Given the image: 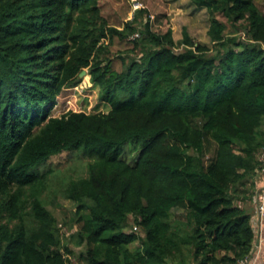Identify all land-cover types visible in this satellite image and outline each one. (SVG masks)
I'll list each match as a JSON object with an SVG mask.
<instances>
[{
  "label": "trees",
  "instance_id": "trees-1",
  "mask_svg": "<svg viewBox=\"0 0 264 264\" xmlns=\"http://www.w3.org/2000/svg\"><path fill=\"white\" fill-rule=\"evenodd\" d=\"M99 2L0 0V264H72L71 243L85 264H236L256 238L237 201L263 176L264 13L256 0H192L211 45L148 19L118 72L103 55L139 31L138 15L109 27ZM85 70L108 110L55 117ZM63 153L89 160L64 190L69 243L44 199Z\"/></svg>",
  "mask_w": 264,
  "mask_h": 264
},
{
  "label": "rangeland",
  "instance_id": "rangeland-1",
  "mask_svg": "<svg viewBox=\"0 0 264 264\" xmlns=\"http://www.w3.org/2000/svg\"><path fill=\"white\" fill-rule=\"evenodd\" d=\"M260 10L264 13V0H256ZM101 15L104 17L109 27L124 29L128 21H132L135 15H138V29L137 32L143 29V25L150 20L153 30L156 33L164 34L168 30L172 31L176 42L180 43L184 39V31L187 30L190 37L196 43L211 45L208 31L210 28V16L207 10L198 9L192 0H100L99 2ZM138 5L139 8L135 9ZM140 10L145 12L139 14ZM223 22L226 19L219 16ZM233 28L228 27V33H232ZM242 35L243 32H239ZM133 35V34H132ZM132 35L127 40H122L116 37L109 43V52L103 56L109 57L112 60L113 68L116 71H122L127 62L137 56L135 51V42L131 39ZM141 41V40H138ZM183 47H179V51ZM82 83L73 89L65 90L58 98V104L53 112L55 117H60L69 111L74 112H94L98 107L101 111H107L108 108L99 99V88L93 86L90 76L87 75L82 78ZM132 144L125 146V155L129 162H133L132 157L136 153H131ZM214 153L213 152L211 155ZM88 158L75 155L74 153H63L55 156L49 162V167L54 170L52 179L50 180V189L45 194L44 199L47 208L56 216L59 222L60 233L66 243L70 241V235L77 230L76 218L74 215L75 205L64 196L66 183L72 178L85 176L87 172ZM41 167L40 170H44ZM253 188L250 189L246 197H251ZM242 200V199H241ZM241 201L238 200L239 204ZM175 218L184 219V211L175 210ZM137 224L131 218L129 232H135L134 227ZM138 235L145 236V233L140 229ZM70 236V237H69ZM136 245L132 246L134 249ZM70 248L74 251L72 259L76 260L75 264H85L82 253L85 252V246H78L74 243L70 244ZM71 256V255H70Z\"/></svg>",
  "mask_w": 264,
  "mask_h": 264
},
{
  "label": "built area",
  "instance_id": "built-area-1",
  "mask_svg": "<svg viewBox=\"0 0 264 264\" xmlns=\"http://www.w3.org/2000/svg\"><path fill=\"white\" fill-rule=\"evenodd\" d=\"M138 8H139V6L136 5L135 9H138ZM140 36H141L140 33L137 32V33L132 35L131 39L136 40V39L140 38ZM259 161L262 164V167H263L262 171H263V175H264V150L261 152V154L259 156ZM254 202L256 205L257 220L260 223V227H261V224L264 221V183L258 188L256 194L254 195ZM134 231L136 233L139 231L138 225L134 227ZM261 242H262V239H261ZM254 244H255V242H254ZM254 244H253V250H252L251 255L246 257L245 259L238 261L236 264H252V262L260 255V252H261V245H259L258 247H255ZM255 250L258 251V254L253 259V253L255 252ZM64 256L67 260L70 261V263H72V264L76 263V260L72 259V256L67 255V254H65Z\"/></svg>",
  "mask_w": 264,
  "mask_h": 264
},
{
  "label": "crops",
  "instance_id": "crops-1",
  "mask_svg": "<svg viewBox=\"0 0 264 264\" xmlns=\"http://www.w3.org/2000/svg\"><path fill=\"white\" fill-rule=\"evenodd\" d=\"M264 183V175L257 178L256 187L253 191L258 190V188ZM254 196V195H253ZM253 196L247 198L246 201L240 202L239 205L244 207L252 216V225L255 231V247L261 245L260 255L252 262V264H264V221L261 224L257 220L256 205L253 199ZM262 239V242H261ZM258 251L255 250L253 253V259L257 256Z\"/></svg>",
  "mask_w": 264,
  "mask_h": 264
},
{
  "label": "water",
  "instance_id": "water-1",
  "mask_svg": "<svg viewBox=\"0 0 264 264\" xmlns=\"http://www.w3.org/2000/svg\"><path fill=\"white\" fill-rule=\"evenodd\" d=\"M86 75H87V71L85 70V71H83V72L81 73L80 77L83 78V77L86 76Z\"/></svg>",
  "mask_w": 264,
  "mask_h": 264
},
{
  "label": "clouds",
  "instance_id": "clouds-1",
  "mask_svg": "<svg viewBox=\"0 0 264 264\" xmlns=\"http://www.w3.org/2000/svg\"><path fill=\"white\" fill-rule=\"evenodd\" d=\"M139 33V32H138Z\"/></svg>",
  "mask_w": 264,
  "mask_h": 264
}]
</instances>
